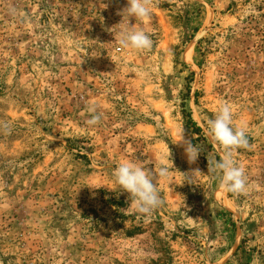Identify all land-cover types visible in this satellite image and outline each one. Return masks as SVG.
<instances>
[{
	"label": "rangeland",
	"instance_id": "obj_1",
	"mask_svg": "<svg viewBox=\"0 0 264 264\" xmlns=\"http://www.w3.org/2000/svg\"><path fill=\"white\" fill-rule=\"evenodd\" d=\"M126 5L0 0V120L13 126L0 134V264H264V0H154L145 22L118 15ZM128 23L150 50L115 42ZM224 103L252 146L233 153L239 196L208 171L223 150L207 121ZM181 128L202 148L191 165ZM129 160L169 167L150 216L115 183Z\"/></svg>",
	"mask_w": 264,
	"mask_h": 264
},
{
	"label": "clouds",
	"instance_id": "obj_2",
	"mask_svg": "<svg viewBox=\"0 0 264 264\" xmlns=\"http://www.w3.org/2000/svg\"><path fill=\"white\" fill-rule=\"evenodd\" d=\"M154 0H127V5L117 12L122 17L138 19L141 22L150 21L152 18V6ZM115 42L123 49L138 51L150 50L153 40L143 28H135L130 23L115 35ZM88 126H97L101 123L102 114L98 111V105H88ZM13 126L9 121L0 120V134L10 135ZM206 135L215 145L223 150V155L218 160H208V171L218 176L220 188L234 195L247 192L248 177L242 164H238L233 158L237 149H251L247 130L243 126L233 125V113L227 103L219 106L218 113L207 121ZM176 143L182 147L187 162L196 163L202 148L192 143L185 137L183 128L176 133ZM170 157V156H169ZM170 159V158H169ZM171 160V159H170ZM172 162V160H171ZM173 165V162H172ZM191 173H200L198 169L184 173L191 180ZM169 167L161 164L158 169H150L142 162L126 161L120 163L113 170L115 183L121 192L128 193L130 206L137 214L150 216L163 204V198L158 189V181L167 178Z\"/></svg>",
	"mask_w": 264,
	"mask_h": 264
},
{
	"label": "trees",
	"instance_id": "obj_3",
	"mask_svg": "<svg viewBox=\"0 0 264 264\" xmlns=\"http://www.w3.org/2000/svg\"><path fill=\"white\" fill-rule=\"evenodd\" d=\"M190 122H191V125H192L193 127L196 126L195 123H194L192 120H190ZM198 130H199L198 128L195 129L196 132H197Z\"/></svg>",
	"mask_w": 264,
	"mask_h": 264
}]
</instances>
